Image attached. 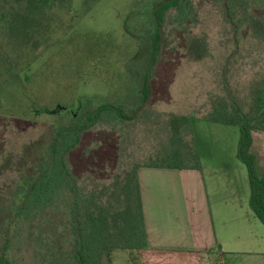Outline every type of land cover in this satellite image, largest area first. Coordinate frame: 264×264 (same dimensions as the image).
Returning <instances> with one entry per match:
<instances>
[{
  "label": "trees",
  "instance_id": "obj_1",
  "mask_svg": "<svg viewBox=\"0 0 264 264\" xmlns=\"http://www.w3.org/2000/svg\"><path fill=\"white\" fill-rule=\"evenodd\" d=\"M90 1L95 0H85ZM55 5L56 0H0V110L2 94L12 84L8 79L21 72L19 61L26 62L24 71H31L40 45L45 47L50 40L49 14ZM206 5L221 16L216 41L219 95L212 97L201 120L237 128L236 157L247 172L249 206L264 227V175H257L250 151L251 134L264 132V0H133L129 15L136 17L138 31L127 30L147 49L145 71L124 81L105 104L87 100L76 112H38L65 115L67 121L54 129L40 158L18 173L10 194L0 198V264H110L114 250L127 251L130 261L139 264L137 254L147 249V243L137 170H199L194 113L177 129L163 126L167 140L150 163L123 168L99 189L77 186L68 156L83 134L105 120L137 122L148 115L145 109L138 113L150 100L148 80L164 48L178 41L191 51L202 46L199 58L206 56V43L191 41V29L199 24ZM243 68L251 78L240 89V81L229 78ZM11 100L9 96L6 102ZM26 104L32 110L34 103Z\"/></svg>",
  "mask_w": 264,
  "mask_h": 264
},
{
  "label": "rangeland",
  "instance_id": "obj_2",
  "mask_svg": "<svg viewBox=\"0 0 264 264\" xmlns=\"http://www.w3.org/2000/svg\"><path fill=\"white\" fill-rule=\"evenodd\" d=\"M132 2L95 0L86 4L85 0H56L49 14L50 40L45 47L40 45V56L31 71H24L26 62L19 61L21 72L8 79L12 84L2 94L0 198L10 194L18 173L40 158L54 129L67 121L65 115L38 112H76L87 100L94 105L105 104L119 93L124 81L137 79L136 73L145 71L147 49L138 43L133 31L127 30L137 20L129 15ZM220 19V13L206 5L199 24L191 29V41L206 43L205 57L199 58L202 46L196 48L197 52L191 51L189 45L177 44L178 41L161 51L148 80L150 100L138 113L147 110L144 119L118 124L105 120L82 135L68 156L78 187L99 189L109 185L123 168L150 163L156 151H161L160 143L167 140L163 126L177 129L188 122L192 112V129L202 121L210 100L219 95L216 41ZM134 29L138 31V27ZM140 74L138 79L142 78ZM250 78L248 68H243L234 71L229 79H238L242 89ZM9 96L13 100L8 104ZM27 100L34 103L32 110ZM234 129L237 137L238 130Z\"/></svg>",
  "mask_w": 264,
  "mask_h": 264
},
{
  "label": "crops",
  "instance_id": "obj_3",
  "mask_svg": "<svg viewBox=\"0 0 264 264\" xmlns=\"http://www.w3.org/2000/svg\"><path fill=\"white\" fill-rule=\"evenodd\" d=\"M234 128L198 122L193 136L199 170H137L147 243L137 255L139 264H264V227L249 206ZM251 138L261 177L264 132H253ZM110 262L133 264L124 250L112 251Z\"/></svg>",
  "mask_w": 264,
  "mask_h": 264
},
{
  "label": "water",
  "instance_id": "obj_4",
  "mask_svg": "<svg viewBox=\"0 0 264 264\" xmlns=\"http://www.w3.org/2000/svg\"><path fill=\"white\" fill-rule=\"evenodd\" d=\"M69 113H71V111L70 110H67Z\"/></svg>",
  "mask_w": 264,
  "mask_h": 264
}]
</instances>
